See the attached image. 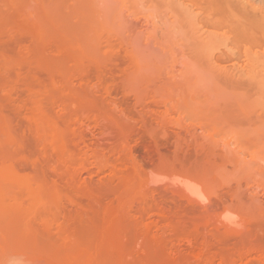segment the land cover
Here are the masks:
<instances>
[{
  "label": "rangeland",
  "instance_id": "374dc122",
  "mask_svg": "<svg viewBox=\"0 0 264 264\" xmlns=\"http://www.w3.org/2000/svg\"><path fill=\"white\" fill-rule=\"evenodd\" d=\"M263 62L264 0H0V264H264Z\"/></svg>",
  "mask_w": 264,
  "mask_h": 264
},
{
  "label": "bare ground",
  "instance_id": "6f19581e",
  "mask_svg": "<svg viewBox=\"0 0 264 264\" xmlns=\"http://www.w3.org/2000/svg\"><path fill=\"white\" fill-rule=\"evenodd\" d=\"M244 3V2H243ZM172 4V3H171ZM247 5V4H246ZM173 6V5H172ZM173 9H175V8H173ZM175 11H176V9H175ZM178 11V10H177ZM177 14V13H176ZM246 28V27H245ZM254 29V28H253ZM258 30V29H257ZM241 32V31H240ZM246 32V31H245ZM241 34V33H240ZM249 34V33H248ZM242 36H243V34H241ZM247 36V35H246ZM246 36H244V37H246ZM238 37V36H237ZM249 37V36H248ZM240 38V37H239ZM250 38V37H249ZM248 38V39H249ZM259 38V37H258ZM258 38H256V39H258ZM241 39H242V37H241ZM240 39V40H241ZM261 40V39H260ZM242 41H244V40H242ZM242 47V46H241ZM216 49V48H215ZM253 49V48H252ZM251 50V49H250ZM250 50H249V48H242L241 50H239V54H240V56L238 57H236L237 59L238 58H241V57H243V56H246V55H250L251 56V54H250ZM260 50H261V48H260ZM257 52H259V51H257ZM261 53V52H260ZM221 54H223L224 55V53H221ZM227 54V53H226ZM225 54V55H226ZM233 54V53H232ZM236 54V53H235ZM220 55V54H219ZM224 55V56H225ZM231 57V56H230ZM258 57V56H257ZM224 58H226V59H223V58H221L220 59V56L217 58L216 57V62H221V63H223V62H228V61H232V59H233V57H231V58H227L226 56L224 57ZM246 58H248V57H246ZM251 58H253V56H251ZM263 58V57H262ZM205 59V58H204ZM234 59H235V57H234ZM237 59H236V61H237ZM249 60V59H248ZM254 60V59H253ZM256 60V59H255ZM203 61V60H202ZM214 61V60H213ZM239 62H240V60H238ZM241 61H242V58H241ZM204 62V61H203ZM249 62V61H248ZM230 63V62H229ZM264 63V62H263ZM202 66V65H201ZM234 66V69H237V68H240V70H244V69H246L247 67H248V63H245V64H243V61H242V63H241V65L240 66H238V67H236V65H233ZM253 66H255V65H253ZM203 68V67H202ZM199 69V68H198ZM201 69V68H200ZM208 73V72H207ZM231 75V74H230ZM259 75V74H258ZM208 78V77H207ZM199 79V78H198ZM197 81V80H196ZM202 81V80H201ZM207 81V83H208V80H206ZM230 81H231V79H230ZM198 83V82H197ZM199 83H201V82H199ZM203 83V82H202ZM242 84V83H241ZM197 85V84H196ZM195 85V86H196ZM195 92H196V90H195ZM201 92V91H200ZM197 93H199V91L197 92ZM203 94H204V92H203ZM198 95H202V94H198ZM205 95V94H204ZM203 95V96H204ZM211 95V94H210ZM224 95V94H223ZM202 96V97H203ZM218 96H219V94H218ZM218 96H215V97H218ZM200 98L199 100H198V102L199 103H201V105H205L206 103H208V102H206V101H204V99L203 98ZM214 97V96H213ZM219 97H221V96H219ZM218 97V98H219ZM195 99H196V96H195ZM194 99V100H195ZM197 99H198V97H197ZM205 99H210V97L208 98V96H207V98H205ZM215 99V98H214ZM218 100V99H217ZM220 100H221V98H220ZM219 100V101H220ZM204 101V102H203ZM214 100H212V102H213ZM206 102V103H205ZM210 102H211V100H210ZM199 103H197L198 105H199ZM204 103V104H203ZM214 104H216L215 103V101L213 102ZM219 103V102H218ZM221 103V102H220ZM214 104H213V106H214ZM195 105V104H194ZM193 105V106H194ZM218 105V104H217ZM220 106V105H219ZM202 107V106H201ZM210 107H211V105H210ZM222 107V106H221ZM216 108V107H215ZM218 108V107H217ZM193 109H195L196 111H194V112H196L195 114H193V115H196L197 114V112L199 113V117L198 116H195V118H199V121H201V122H199L198 124H200V125H204L205 126V124H207V125H209L210 124V126H212V125H214L215 123H217L218 121H217V113H215V114H213L212 115V113H211V109H209V105H208V110L210 111L208 114H207V107H206V109L204 108L203 110H201L200 109V105L198 106V109L197 108H193ZM198 110V111H197ZM200 110H201V112L202 111H204V110H206V112H205V114H207L206 115V117H204V115H202L203 113H200ZM212 111H214L215 112V110L214 109H212ZM234 111V110H233ZM194 112H192V113H194ZM213 112V113H214ZM218 112H221V111H218ZM222 113V112H221ZM225 113V112H224ZM219 114V113H218ZM237 114V113H236ZM202 115V116H201ZM217 117H216V116ZM225 115V114H224ZM228 116L230 115V114H227ZM233 115V114H232ZM232 115H230V116H232ZM192 116V115H191ZM221 116V115H220ZM188 117V116H187ZM200 117H203V118H206V120L205 121H203V118H201L200 119ZM212 117H214V118H212ZM239 117V116H238ZM254 117V116H253ZM190 118V117H189ZM222 118V117H221ZM236 118V117H235ZM191 119H192V117H191ZM216 119V120H215ZM223 119V118H222ZM221 119V120H222ZM253 119V118H252ZM192 120H194V119H192ZM213 120H215V123L214 122H212ZM219 120V119H218ZM221 120H220V122H218V123H221ZM232 120V119H231ZM230 120V121H231ZM251 120V119H250ZM254 120V119H253ZM229 121V122H230ZM244 122H245V120H243ZM204 122V123H203ZM205 122H207V123H205ZM233 122V121H232ZM243 122V123H244ZM256 122V121H255ZM195 123H197V122H195ZM203 123V124H202ZM235 123V122H234ZM243 123H241V125H243ZM246 123H247V121H246ZM197 124V125H198ZM222 124H223V126H224V123H221V128L223 127L222 126ZM240 124V123H239ZM239 124H238V126H239ZM250 124V123H249ZM225 125H227V123L225 124ZM229 125H231V126H233V123L231 124V122L229 123ZM235 125H237V124H234V128L235 127H237V126H235ZM245 125V124H244ZM252 125V124H251ZM250 125V126H251ZM255 125V124H254ZM257 125V124H256ZM259 126H257V128H256V126L255 127H253V125H252V130H250L248 127H247V129L246 130H244L246 127H242L243 129L242 130H238V131H234V129L232 128V130H231V128H230V133L227 135L228 136V139H227V137H225L224 139H226L225 140V143H224V145L226 146V147H228L227 146V144L229 145V146H233V145H235L236 147H238L237 149H240L239 150V152H241V154L240 153H238V154H240V155H244V151H246V150H251V151H255V152H253V153H255L256 154V152L258 153V151L260 152V151H262V149H264V132H259V129H260V127H262V126H260V122H259V124H258ZM263 125V124H262ZM210 126H207L208 128H211V129H208V130H210V131H212L213 132V135H214V132L216 131V135H218V134H220L219 132H222V131H225V129H226V126H225V128H224V130L222 129L221 131H219L221 128L220 127H210ZM228 127V126H227ZM259 127V128H258ZM195 128V127H194ZM216 128V129H215ZM239 128V127H238ZM238 128H236V130L238 129ZM263 128H264V125H263ZM96 129H98V128H96ZM102 129V128H101ZM101 129H100V131H101ZM200 129H203L202 128V126H200ZM254 129H257L256 130V132L254 131ZM262 129V128H261ZM260 129V130H261ZM203 130H205V129H203ZM207 130V129H206ZM205 130V131H206ZM229 130V129H228ZM261 131H264V129H262ZM207 132V131H206ZM226 132V131H225ZM223 133V132H222ZM212 134V133H211ZM221 135V134H220ZM219 135V136H220ZM222 135H224L225 136V134H222ZM209 136V135H208ZM215 136V135H214ZM221 137V136H220ZM223 139V138H222ZM223 139V140H224ZM53 141V140H52ZM223 144V143H222ZM234 146V148H235V150H236V147ZM224 147V146H223ZM253 149H256V150H253ZM260 149V150H259ZM238 151V150H237ZM237 151H236V153H237ZM251 151H248V154H247V156H251L252 155V158L253 159H251V157L249 158V160H246V161H248L249 163L251 162V163H253V162H255V161H252V160H254V159H257V158H260L261 160H262V158H263V151H262V153L261 154H256L257 156H255L256 158H254V154H250L249 152H251ZM243 153V154H242ZM263 155V156H262ZM246 156V157H247ZM260 156H262V158L260 157ZM245 159H247V158H245ZM263 160H264V158H263ZM262 160V161H263ZM243 161V160H242ZM248 162H247V164H248ZM244 163V162H243ZM246 163V162H245ZM258 163H260V162H258ZM245 165V164H244ZM250 165H252V164H250ZM255 165V164H254ZM260 165V164H259ZM248 166V165H247ZM253 166V165H252ZM257 166H258V164H257ZM102 167V166H101ZM100 167V168H101ZM100 168H99V171H100ZM103 168V167H102ZM102 170V169H101ZM172 171V170H171ZM179 172H181V171H179ZM182 173H183V171H182ZM187 173V172H186ZM169 174V173H168ZM167 174V175H168ZM175 174V173H174ZM176 174H178V172L176 173ZM188 174H190L189 172H188ZM172 176V175H171ZM192 176V174L191 175H186V176H184V174H182V175H180V177L181 178H178V176H176V177H174V178H172L171 180V182H172V184H175V185H177V186H179L184 192H186V193H188V194H190L191 196H193L194 198H196V199H198V200H200V201H202V202H205V201H207L208 200V194L206 193V191H205V189H204V186H203V184H205V185H207L206 183H205V179H202L203 181H201V179L199 180V179H197L198 178V176H196V178H193V177H191ZM194 176V175H193ZM163 177V176H162ZM203 178V177H202ZM203 183V184H202ZM206 187V186H205ZM207 189V188H206ZM227 209L228 210H231V208L229 209L228 207H227ZM233 210V209H232ZM227 212L228 211H226L225 212V214H223L222 213V215H226L227 214ZM231 213H232V211H231ZM233 213H235V212H233ZM233 215V214H232ZM223 217H225V216H223ZM227 217V216H226ZM226 219V218H225ZM230 219V218H229ZM228 219V220H229ZM231 221V220H230ZM238 223V222H237ZM17 255V254H16ZM16 255H15V257H16ZM13 256V255H12ZM20 256V255H19ZM24 258V257H23ZM22 258V259H23ZM20 259V258H19ZM25 259V258H24ZM28 259V258H27ZM21 260V259H20ZM16 261H17V259H16ZM24 261V263L26 264L28 261L26 260V262H25V260H23ZM29 261H31V260H29ZM40 261V260H39ZM43 261V260H42ZM20 262H22V261H20ZM31 262H33V260L31 261ZM37 262V261H36ZM14 263V262H13ZM12 263V264H13ZM39 263V262H38ZM23 264V263H22ZM27 264H29V262L27 263ZM31 264V263H30ZM225 264V263H224Z\"/></svg>",
  "mask_w": 264,
  "mask_h": 264
}]
</instances>
